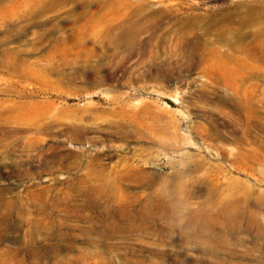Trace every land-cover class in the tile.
<instances>
[{
    "label": "rangeland",
    "instance_id": "1",
    "mask_svg": "<svg viewBox=\"0 0 264 264\" xmlns=\"http://www.w3.org/2000/svg\"><path fill=\"white\" fill-rule=\"evenodd\" d=\"M14 1L19 12L0 27V37L13 30L2 48L47 58V72L29 81L0 73V126L12 136L0 138L8 148L0 147V264H264V212L245 232L236 219L206 218L223 212L206 205V187L185 196L174 187L198 176L193 164L204 158L222 171L217 194L237 182L252 198L264 192V161L232 163L209 148L218 140L208 134H220L226 152L247 150L222 126L228 102L239 99L230 74L216 80L201 71L229 65L238 55L233 40L264 29V0ZM127 19L145 28L133 52L117 47L122 30L107 34ZM94 34L108 43L80 46ZM249 82L243 87L255 84L261 99L264 78Z\"/></svg>",
    "mask_w": 264,
    "mask_h": 264
},
{
    "label": "bare ground",
    "instance_id": "2",
    "mask_svg": "<svg viewBox=\"0 0 264 264\" xmlns=\"http://www.w3.org/2000/svg\"><path fill=\"white\" fill-rule=\"evenodd\" d=\"M0 2L3 3V0H0ZM4 7H5V9L3 8L2 12L0 13V19H1L0 20V27H2L4 25V21L9 19L12 14L19 12L16 9L17 7L15 6L14 0H10L8 2V5L4 6ZM42 11H43V9L41 11L39 10L40 13ZM37 13H38V11H37ZM40 16H41V14H40ZM155 16H157V15H155ZM152 18H154V17H152ZM140 20H141V18H140ZM154 20H156V19H154ZM111 21H113V20H111ZM142 21H143V23H145L144 20H142ZM147 21L150 22L148 19H147ZM29 22H27V23H29ZM116 22L114 24H112L113 26L111 25L112 27L107 30V34L111 33L110 36H113L112 29H114V28H119L120 30H122L118 35L119 37L117 38L118 39L117 42L119 44H117L115 40H114V42H115V44H117L118 48L122 47L124 52H127V51L133 52L131 49L134 50L135 46H137V44H135V42L137 41V43H138V40H139V39L137 40L136 37L141 33V31L144 27L141 26L140 23H134L133 24V22L129 19L123 20L122 22L120 21L121 23L120 22L116 23ZM30 23H32V22H30ZM43 24H45V23H43ZM137 24H139V25H137ZM24 26H26V25H24ZM242 27H248L249 28L250 23L246 22L245 25H243V23H242ZM18 28L19 27H17V29ZM18 30H20V28ZM21 30H22V28H21ZM113 31H115V30H113ZM262 31H264V29H259L258 31L248 32L245 35L240 33L238 38L235 41L233 40L232 45L236 46V50L238 52V55L236 56L235 59H233V60L231 59L232 62L229 65L226 63H221V62L218 63L217 62L218 65L217 64H215L214 66L205 65L201 68V71L203 72V74L205 76L211 77V78L216 79V80H220L222 78H224V80H225L227 73H229L230 74V76H229L230 80L232 81V83H234V84H232L233 92L239 96V99L237 102H235V103L234 102H232V103L228 102L231 105L232 109L229 112H227V114H225L224 122H223L222 126L224 127V129L229 130L233 141H235V143H237V145L239 147L244 148V146H247L246 152H241V150H239V149H238L239 151L236 150L237 151L236 154H233L230 151L226 152L225 148L223 146L225 141H224V138L220 134H217V135L208 134V136H207L208 139H213V141L218 140L217 143H215V144H213L211 142L208 144L209 148L215 152L216 156L219 155V157H220V156H223L224 154L225 155L227 154V156L232 157V159H230L232 161V163H236L238 161H243L245 163H250L251 161H264V152H260L258 150V148H261L262 150H264V136H260L259 138L254 139V136L251 132V128L254 127V128L260 129V131L262 133H264V116H262L260 114L261 112L258 108V104L260 102L262 104H264V94H262L261 99H256V97L254 95V88L256 87L255 84L254 85L252 84L251 86L248 84L251 88L249 86L247 88L252 89V91H249L246 87H243V84L245 81L249 82V80H252V79L258 78V77L264 78V70L259 71V70H257L256 66L251 64V61H253V60H259L262 63H264V44L258 42V36H260ZM8 32L12 33L13 32L12 28H9ZM8 32H7V34H9ZM9 35H8V37H9ZM8 37L7 36L6 37H4V36L0 37V73L1 72H7L10 76V77L8 76L9 77L8 79H11L12 77H16L17 79H20V80L29 81V80L35 79V76L44 75L47 72V63H46L47 58L39 60V61H29L25 57H22V55H25L27 52L25 50H21L18 48L17 49H14V48L13 49L12 48H4L3 49L2 46L6 45L9 42V40H8L9 38H12V37H9V38ZM82 37H83L82 39L80 38V46L86 47V45L87 46L91 45L94 47V49L90 48L92 51H95L97 46H101V43L99 42L101 40L100 38H102V40L104 41V43H105L104 45H106V43H108V41H109L108 35L102 36L101 34L100 35L94 34V38H93L94 42H92L93 44L89 43V40L87 38H85L84 36H82ZM39 38H40V36H39ZM247 39H248V42H245ZM255 41H256V43L252 44V42H255ZM96 42H98V43L96 44ZM109 44H111V43H109ZM229 44H231V42ZM139 49H141L140 46H139ZM194 49L198 50V48L197 49L194 48ZM193 51L194 50H191L192 53H193ZM210 52L215 53V55H216V53H218L215 50H211ZM218 54H219V57H221V58L225 55L222 53H218ZM100 55L101 54L99 53V56ZM95 56L99 57L98 52L95 54ZM200 56H202L201 53H200ZM54 58L55 57L52 54L51 59L53 60ZM200 59H202V58H200ZM85 68L89 69L90 66L87 65V66H85ZM93 69L96 71L98 69L100 70V68H98V67H94ZM104 81L107 82V80L103 77L91 78V82H95L97 84L103 83ZM28 101L30 103L27 101L20 102V103H21V105H27V106L30 104H33V102H31L30 100H28ZM19 105H18V107H20ZM10 120H12V119H10ZM7 131L8 130H6L3 126H0V138L2 137V138H6L8 140V137H12L11 135L9 136V135L4 134ZM17 132H18L17 129L13 130V133L15 135ZM212 133H214V132H212ZM2 134H4V135H2ZM14 137H17V136H14ZM255 142L259 143L258 146L256 145ZM1 144H2V142H1ZM12 144H9V146H12ZM0 147H1V150L4 148L3 149L4 152H6L8 150V148L6 146H0ZM186 156H187L186 158H188V155H186ZM206 164H207V162L204 160V158H202V160H198L197 162H195L193 164V167H194V171L198 172V176H195V177L189 176L187 178H184L183 182L175 184L174 187L179 189L181 194L184 196L186 194L194 193L197 190L206 187V189L208 190V193L210 194V197H211V200L209 202L207 201L206 205L212 204L214 206L216 204L217 208L221 207V211H223V212H221L222 214H219L217 211H220V210H215L214 212L209 214L210 217L206 215V218L210 219V218H215V217H221L225 220L236 219V221L240 222L239 224H242V222H243V228H244L243 231L249 232V231L255 230L261 221L260 213L264 212V192L259 191L256 194V196L254 198H252V196L254 195L252 190L250 188L246 187L243 183L237 182L233 186H228L227 194H225V193L217 194L218 191L212 190V188L214 186H216L215 180L217 178H219V175L222 171L217 166L206 165ZM124 165L125 164H123L121 167L123 168ZM126 167H128V166H126ZM229 206L235 207L236 210H235V213L233 212L234 214H230L229 212H227L228 210H226L224 212V210H225L224 208L225 207L230 208ZM149 208H151V207H149ZM203 217L204 216H201V220L203 219ZM238 230L242 231L241 225L238 227Z\"/></svg>",
    "mask_w": 264,
    "mask_h": 264
}]
</instances>
